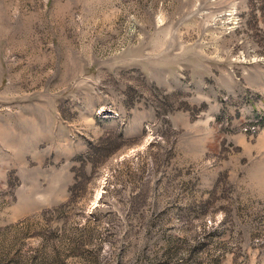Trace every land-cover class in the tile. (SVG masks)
Wrapping results in <instances>:
<instances>
[{"label":"rangeland","instance_id":"obj_1","mask_svg":"<svg viewBox=\"0 0 264 264\" xmlns=\"http://www.w3.org/2000/svg\"><path fill=\"white\" fill-rule=\"evenodd\" d=\"M0 264H264V0H0Z\"/></svg>","mask_w":264,"mask_h":264}]
</instances>
